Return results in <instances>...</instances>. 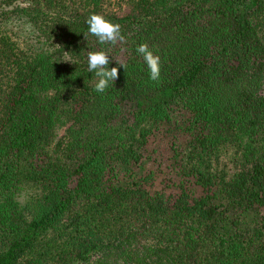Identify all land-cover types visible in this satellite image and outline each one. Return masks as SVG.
Listing matches in <instances>:
<instances>
[{"label": "trees", "instance_id": "1", "mask_svg": "<svg viewBox=\"0 0 264 264\" xmlns=\"http://www.w3.org/2000/svg\"><path fill=\"white\" fill-rule=\"evenodd\" d=\"M93 13L126 40L85 38ZM101 49L127 65L104 93ZM226 143L247 163L229 178L213 169ZM90 260L264 264V0H0V264Z\"/></svg>", "mask_w": 264, "mask_h": 264}, {"label": "clouds", "instance_id": "2", "mask_svg": "<svg viewBox=\"0 0 264 264\" xmlns=\"http://www.w3.org/2000/svg\"><path fill=\"white\" fill-rule=\"evenodd\" d=\"M86 23L88 31L84 33L85 38L89 34L98 38L100 44L117 45L126 40L122 33L121 25L107 19L101 13L91 14ZM137 53L143 56V59L149 70V78L152 81H159L162 70V59L159 54L154 52L147 42L141 43L136 48ZM110 57L113 58L109 51L98 50L88 52V72L94 73L98 77L95 84V91L104 93L108 89L110 82L114 83L119 77V67L122 66L127 71V65L117 61L118 67L109 68Z\"/></svg>", "mask_w": 264, "mask_h": 264}, {"label": "rangeland", "instance_id": "3", "mask_svg": "<svg viewBox=\"0 0 264 264\" xmlns=\"http://www.w3.org/2000/svg\"><path fill=\"white\" fill-rule=\"evenodd\" d=\"M109 12H116L122 14L129 10V4H124L119 2L112 3L106 8ZM1 31L7 34L14 42L18 45L23 46L25 42V33L23 30H18L11 24H6L1 28ZM67 126V121L65 118H62L55 129V137L53 141L47 146V151L53 154L56 158L60 159V152L56 148L57 142H63L62 137L65 135V130ZM247 166L246 161L242 157L241 149L239 146L226 143L215 155L213 160V169L221 175H224L226 178L231 177L235 172L245 168ZM37 188L33 185H25L14 193V197L21 207L26 205L27 200L35 195ZM27 212V210H26ZM93 261V257L91 258ZM89 261L88 263H79V264H94V262ZM120 264H122L120 262Z\"/></svg>", "mask_w": 264, "mask_h": 264}]
</instances>
